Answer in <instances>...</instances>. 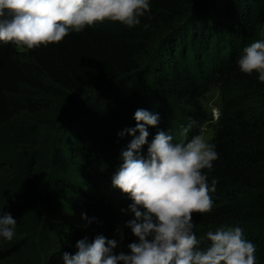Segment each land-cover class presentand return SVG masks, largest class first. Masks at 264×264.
<instances>
[{"label":"trees","instance_id":"obj_1","mask_svg":"<svg viewBox=\"0 0 264 264\" xmlns=\"http://www.w3.org/2000/svg\"><path fill=\"white\" fill-rule=\"evenodd\" d=\"M140 21L106 20L32 50L0 42V213L17 220L14 238L0 237V264H64L97 236L130 251L132 201L111 180L137 109L159 115L149 144L161 130L180 142L211 124L214 206L193 215V231L207 247L208 231L240 227L264 264V82L238 67L264 28V0H150Z\"/></svg>","mask_w":264,"mask_h":264},{"label":"clouds","instance_id":"obj_2","mask_svg":"<svg viewBox=\"0 0 264 264\" xmlns=\"http://www.w3.org/2000/svg\"><path fill=\"white\" fill-rule=\"evenodd\" d=\"M149 11L150 0H0V42L32 50L106 20L134 27ZM238 67L245 74L258 73L264 82V38L243 48ZM134 119V128L118 134L133 138L111 184L132 201L134 219L126 226L137 241L128 245V253L114 254V239L80 240L74 255L63 254L64 264H256V246L240 227L208 231L207 247L200 246L193 231V215L210 213L214 206L217 180L209 184L204 170L218 158L215 146L202 134L174 142L168 130L158 131L149 144L148 128L159 124V115L137 109ZM194 123L181 135L187 137ZM16 225L10 213H0V237L11 241Z\"/></svg>","mask_w":264,"mask_h":264},{"label":"rangeland","instance_id":"obj_3","mask_svg":"<svg viewBox=\"0 0 264 264\" xmlns=\"http://www.w3.org/2000/svg\"><path fill=\"white\" fill-rule=\"evenodd\" d=\"M264 38V28L260 33L259 39ZM206 104L208 107V110L211 113V116H213L214 121H216L219 118L220 113V107H221V97L220 93L216 89H211V91L206 95ZM212 127L211 124H206L203 128L202 134L208 140L210 143L213 139V133H212Z\"/></svg>","mask_w":264,"mask_h":264}]
</instances>
